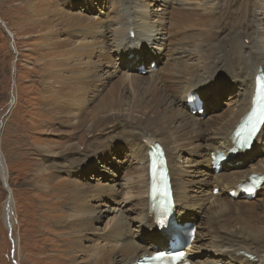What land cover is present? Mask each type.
Segmentation results:
<instances>
[{
	"label": "bare ground",
	"instance_id": "1",
	"mask_svg": "<svg viewBox=\"0 0 264 264\" xmlns=\"http://www.w3.org/2000/svg\"><path fill=\"white\" fill-rule=\"evenodd\" d=\"M12 1L14 0H0L3 6ZM64 1L66 6L74 3V0ZM81 1L86 6L95 7L94 0ZM168 1L164 0L165 7H167L166 4H169ZM186 1L171 0L170 2H175L178 6L177 8H183L173 13L176 20L181 19L187 23H192L193 18L201 20L199 39L197 38L194 41L197 44L196 49L194 47L195 50H191L179 45L180 48H174L176 51L172 63L164 64L165 66L160 67V69L158 68V71L155 73L150 69L147 73L149 76L147 75L145 78L133 74L130 70L133 69L132 65L139 59L141 62L139 61L138 63L145 65L144 60L148 57L145 53L146 50L150 51V55L153 53L150 58L153 57L154 62L159 63L164 61L159 50L163 45L160 44L162 43L160 38L163 36L164 23H162L161 19H157V12L149 14L150 7L156 6L154 0H106V3L108 2L112 6V21H109L106 28L102 29L100 27L105 26L97 25L99 22H89L88 19L81 15L65 14L59 9V0H32L31 3H28L39 17L37 22L39 27L42 26V38L46 39L44 43L46 51L49 53L43 55V52L42 55L50 58L56 56L61 59L59 64H54L55 72L49 68L50 70L48 71L51 73L43 78V83L40 87L41 92H38V97L42 103L47 100V106L53 105L55 107V111L59 117L55 118L53 124L58 122L60 126L70 128V138L73 135L79 137L77 143L73 144L72 141V145L67 146L63 151H54L41 146L39 152L44 156V160L38 164L37 170H35L37 172L36 177L41 175L40 184L45 186L53 177V172L49 173L48 170L53 166L56 167L57 161H69L71 164H74L77 161L79 162L78 157L86 154L87 150L91 153L88 156H84L86 162L96 160L99 155H106L110 151L111 143L109 142L99 147L98 139L100 140V138L96 140V130L100 125L102 127L109 125L115 127L117 125L120 129H118V132L117 130L114 131L112 133L114 135H111L109 140L117 142V139H123L127 143L133 140L135 142L133 152L134 148L138 147L135 154L140 164V168H137L134 171L135 174L130 176L131 181L128 183L129 187L127 186L129 192L125 193L127 196L125 197L129 201L139 200V202L137 201V209L140 210L141 207L139 220L143 223L145 221V224L150 225L152 229L154 225V230H152L154 235H156L157 231L159 236L163 237V234L158 232L156 228L155 212L150 207L149 157L153 155L150 152L151 148L155 144H159L163 149L166 161H168V174L170 173L174 201L176 202L175 211L177 208V214L173 221L177 226L182 224L181 227H184V225L191 224V226L195 227L198 225L197 221L199 218L196 240L188 251L189 260L192 264H264V207L262 209L257 208V204L255 203V200L261 196V193H258L252 202L249 200L253 198V195L244 196L248 200L240 196H236L235 200L227 197V195L222 199L220 197H213V202L206 206V213L202 218L200 214L192 212L191 195L189 196V192H187L188 188L186 191V185L190 183V180H185L187 172L180 162L182 159L181 153L185 149L189 150L196 147L195 149H201L204 155L205 150H208L207 155L209 154L208 158L213 166V181L217 184L215 189L222 187L226 189L225 192L227 193L228 191L239 189L243 185L244 180H246L245 182H249L248 178L251 175L264 176V167H258L256 171L252 169L253 171L248 173L246 177L234 172L227 174L224 171L228 169L225 167L234 166L235 162L239 161L243 155L244 162L249 160V158L254 156V148L264 143L263 125L250 151L241 150L234 146L235 142H238L234 138L235 129L246 116L253 103L259 67L260 71L264 73V1L262 2V6L255 7L250 11L249 20L245 19L248 21L246 26L232 24L230 29L227 27L229 29L228 33L226 32L225 34L224 31L225 35H223V29L220 26L223 24L221 23L222 15L224 12H228L226 5L229 0H192L196 2V7L193 8L194 16L188 13ZM49 6H51L52 10L47 12ZM23 7L25 8V6ZM56 18H58L59 23L57 31L55 30L56 38L53 45L50 42L51 40L49 41L48 39V34H50L48 27L55 22L54 19ZM128 31L129 35L127 34ZM107 34H111L113 39L111 37L108 38ZM221 34L222 37L219 39ZM245 40H248L249 43L246 44ZM204 48L205 50H202ZM105 66L119 67L116 69L118 71L116 73L119 74V72L123 71V75L113 89L107 90L101 97L100 94H95V92L92 94V92L95 88H102V93L105 91L108 84L106 75L102 74ZM225 71H228V73ZM221 72H225L226 76L231 78L230 82L237 88L236 94L242 98L239 99L241 102L238 101L240 108H236L237 110H234L229 115L226 114L224 116L228 119L226 122H222V118L220 120L222 123L216 122L217 125H214L213 120L201 122V119L198 118L199 115L195 114L193 116L192 111L197 110L196 107L200 98L203 103L205 102L203 105H206L212 99L214 93L218 91L215 82L221 80ZM110 76H113V74ZM42 88L45 89L44 93H42ZM44 94L46 98L42 99ZM196 94H199L200 98ZM17 96L19 97V94ZM98 96V101L96 99L95 102L90 101L92 98H97ZM34 97L36 98V95L32 94L31 98L33 99ZM185 99L187 100L185 101ZM89 102H92V105ZM43 104L46 106L45 103ZM42 112V118L46 122L43 121L41 124L47 125L49 124L47 120L50 114H52V109L47 111L42 109ZM58 129L61 134H64L60 127ZM206 132L212 133L213 137H204L203 134ZM80 133L81 135L78 136ZM143 139L146 143L144 147L139 143L140 141L143 143ZM4 142L6 141L3 138L2 147L4 146ZM81 146H84V148H81ZM218 153L228 156L218 165L219 171H217L213 164ZM215 172L221 173L217 174ZM263 187L264 184L261 190ZM43 188L41 189L42 193L40 192L42 196L48 197L49 195H53L52 200L47 201L48 203H59L58 201H53L57 196L50 194L52 192L50 191L51 189L44 190ZM75 188H78L77 185H75ZM84 195L86 194L84 193ZM79 198L81 197L79 196ZM123 200H125L124 197ZM46 208H49V206ZM91 208L86 203L85 205H81L72 202V208H68L69 212L59 211L58 213L61 218L65 217L66 221L59 224L68 233L60 235L63 238H57L62 243V246H59L62 248V251L58 257L64 261V264H139V260L143 257H150L155 254L152 246L145 252V248L142 251L141 245L139 246L135 243V240L131 241L129 232H126L127 229L117 224L105 234L100 244L85 246V243L90 241L89 230L92 228L90 219L93 216V209ZM252 210L251 216L253 217V222L249 223L237 219L232 221V217L224 216L225 213L233 214V212H251ZM230 219L232 222H230ZM110 223L112 224V221ZM245 224H247L246 228L244 227ZM165 225H168L170 228L168 222ZM251 227L259 229L256 234L254 233L255 236L247 234L250 232L246 230V233L243 230L250 229ZM169 233L171 239L172 236L174 238L176 234L181 232L177 229L176 232L171 231ZM156 240L159 241V239ZM117 241L124 243L119 245ZM173 243L174 241L172 245ZM172 245L168 250H171ZM251 247L256 249L255 253L251 252ZM195 248L199 252V255L204 250L209 252V250L220 249V252L218 251L219 253L215 254L222 257H220V261L211 260L202 263V260L198 259L197 255L193 252ZM151 249L152 252L150 251Z\"/></svg>",
	"mask_w": 264,
	"mask_h": 264
},
{
	"label": "rangeland",
	"instance_id": "2",
	"mask_svg": "<svg viewBox=\"0 0 264 264\" xmlns=\"http://www.w3.org/2000/svg\"><path fill=\"white\" fill-rule=\"evenodd\" d=\"M22 1L14 0L9 4H4V6L0 2V19L11 35L9 36L5 27L0 23V264H56V262L57 264H64V261L58 257L62 251V248L59 247L62 246V243H60L57 238H63L60 235H66L68 233L65 232L64 228L62 229L60 227L61 224L59 223H63L66 220L64 219L65 217L61 218L58 213L59 211L69 212L68 208H72V202L81 205H85L86 203L87 206L90 208L92 207L91 209H93L92 214L94 218L92 216V219H90V224L92 225V228L89 230L90 241L85 243V246H89V244L90 246L100 244L105 234L117 224L127 229L126 232H129V238H131V241L135 240V243L139 246L141 245L140 247L142 248V251L144 250L143 248H145V252L147 249H150L151 246L155 253L161 249L168 250L167 247L168 241L170 240V233L156 227L158 232L163 234L164 238L159 236L157 231L156 235H154L152 233L154 225L152 229V227L150 228V225L148 226L145 224V221L143 223L139 220V211L141 210V207L140 210L137 209L139 200L136 199L135 201H129L126 198V194L129 192L128 183L131 181L130 176H133L135 174L134 171H136L137 168H140L139 159L136 158L137 155L135 154L138 147L134 148L135 150L133 152V146L135 144L133 140L130 143H127L123 139H117L118 143L109 140L111 135H114L112 133L116 130L118 132V129H120L117 125L115 127L113 125L106 127L100 125L96 130V140L100 138V140L98 139L99 147L103 144L111 143L110 151H108L106 155H99L96 160L86 162L84 156H88L91 153L87 150L86 154L79 157L76 156L78 157L79 162L77 161L74 164H71L69 161H57L56 167L58 168L56 169V167L53 166L48 170L49 173L53 172V177L50 179L49 183L45 186L40 184L42 177L41 175L36 177L37 172L35 170H37L38 164L44 160V156L39 152L41 146L54 151H63L64 148L66 149L67 146L72 145V141L73 144L77 143L79 137L73 135V137L70 138V128L60 126L58 122L53 124L55 118L59 117L57 116L58 114L55 111V107L53 105L47 106V100L43 102L46 105L44 106L41 99L38 97V94L41 92L40 87L43 83V78L51 73L48 70L51 69V71L55 72L54 64H59L61 59L56 56L53 58L43 56L49 52L46 51L47 49L44 43L46 39L42 38V26L39 27L37 22L39 17L36 12L33 11L30 4H28L31 3L32 0ZM170 1L171 0L168 1L169 4H166L167 7H165L164 0H154L156 6L150 7L149 11V14L157 12V19H161L162 23H164V29L162 31L163 36L160 38L162 41L160 44L163 45L162 48L159 49L164 61L159 63L154 62V58H150L153 53L150 55V51L146 50L145 53L148 57L144 60L145 65H140L138 63L139 61L141 62L140 59L132 65L133 69L130 71L135 75L145 78L150 69L155 73L158 71V68L160 69V67L162 68L170 62L172 63L176 51L174 48L187 47L191 50H195L197 47V44L194 41L197 40V38L199 39V26L201 20L193 18L192 23L183 22L181 19H177V21L174 18L173 13L183 8H177V4ZM263 1L264 0H229L226 5L228 12H224L225 15L223 14V17L221 18V23L223 24H221L220 28L223 29V35H225L226 32L228 33L232 24L246 26V23H248L246 20H249L250 11L255 7L262 6ZM186 4L188 5V8L186 7L188 13H190L191 16H194L195 13L193 8L196 7V2L187 0ZM23 6H25V8ZM94 6V8L90 5L86 6L81 0H74L72 5L66 6L64 0H59V9L65 14L84 16L89 22L95 21L99 22L97 25L105 26L100 27L101 29L106 28L109 21H112L111 4L108 2L106 3V0H94ZM49 7L47 8V12L52 10L51 6ZM54 20L55 22L48 27L50 34L46 31L48 39L49 41L51 40L50 42L53 45L55 43L56 31L59 23L58 18ZM127 34L129 35V31ZM131 35L134 37L133 34ZM107 36H109L108 38L111 37V39H113L111 34H107ZM221 37L222 34L219 36V39ZM245 43L248 44L249 41L245 40ZM179 45L182 46L179 47ZM202 50H205V48ZM118 68L119 67L113 68L112 66H105L102 74L106 75L105 77L108 82L107 87L103 93L102 88H95L93 92L91 91L92 94L95 92V94L98 93L102 97L107 90L113 89L123 75V71L119 72V74L116 73V69ZM258 71L259 73L261 72L260 67ZM225 72L228 73V71ZM225 72H221V80L215 82L218 91L214 93L209 103L203 105L205 102L203 103L199 94H196L200 98V108L202 109L192 111V115L195 116V114H198L199 117H196L200 118L201 122L213 120L214 125H217L216 122H226L228 119L224 116H226V114L229 115L234 110L240 108L238 101L241 102L239 99L242 98H240L241 96L239 95L237 96V88L232 82H230L231 78L226 76ZM111 74H113V76H110ZM44 90L45 89L42 88V93H44ZM18 94L20 98L17 96ZM32 94H35L36 98L34 97L32 99ZM45 96L46 95L44 94L42 99L46 98ZM95 99L98 101L99 96L97 98H92L90 101L95 102ZM186 100L187 99H185V101ZM236 100L237 102H235ZM92 102H89V104L92 105ZM48 108L52 109V114H50L47 120L49 124H41L43 121L46 122L45 119L42 118V109L47 111L49 110ZM190 110L192 109L190 108ZM59 127L64 134H61L60 131H58ZM80 135L81 133L78 136ZM203 136L212 138L213 134L206 132ZM3 138L6 142H4V146L2 147ZM143 141V143H141V141L139 142L142 147L146 145L144 139ZM81 148H84V146H81ZM195 148L196 147L189 150L185 149L181 153L182 159L180 160L183 168H185V171L187 172L185 180H190V183H187L186 185V191L188 188L187 192H189V196L191 195V198L189 197L191 205H193V207H191L193 211H191L194 212V214H200L203 218L206 213V206L211 204L214 198L220 197L222 199L227 195V197L232 200H235L236 196L246 199L239 189L228 191V193L225 192L226 189L222 187L215 189L217 184L213 181V166L212 162L209 161V154L207 155L208 150H205L204 155L201 149ZM255 148L253 157L244 162L243 155L239 161L235 162L234 166L225 167L228 168L224 170L225 173L228 174L234 172L246 177L248 173L253 171L252 169L256 171L258 167H264V160H262L264 159V143L256 149ZM211 156H213V154H211ZM80 159L82 160L80 161ZM219 173L221 172H218L217 174ZM4 178L6 183L4 182ZM245 181L246 180L243 181V184L246 183ZM75 185H77L78 188H75ZM42 187H44V190L51 189L50 191L52 192L50 194L57 196L53 201H58L59 203H48L47 201H51L53 195H49L48 197L42 196ZM237 190L239 191L237 192ZM231 192L237 193L233 196L231 195ZM84 193L86 195H84ZM258 193H261V196L255 200V203L257 204V208L262 209L264 207V187L249 201L252 202ZM79 196L81 198H79ZM123 197L125 200H123ZM63 203L64 205L66 204L65 208ZM47 206H49V208H46ZM174 212L177 214V208L176 211L174 209ZM252 212L253 210L251 212H233V214L225 213L224 216L229 218L232 217V221L237 219L249 223L253 222V217L251 216ZM240 213H242V216ZM132 218H135V220ZM231 219L230 222H232ZM109 221H112V224ZM198 221L197 223L199 225ZM198 225L195 226L196 230H198ZM244 227L246 228L247 224H245ZM95 228L99 230H96ZM248 229L243 230H247L250 233H247V231L246 233L253 236H255L257 230H259L258 228L253 227L249 230ZM205 238L208 239L206 236ZM156 239H159V241ZM123 243L124 242L117 241V244L119 245ZM250 249L252 250H250L252 253L256 252V249L253 247ZM150 251L152 252V249ZM218 251L220 252V249L213 251L209 250V252L204 250L201 251V255H199L196 248L193 250L198 259L202 260V263L211 260L220 261V257L222 256H216V254L219 253Z\"/></svg>",
	"mask_w": 264,
	"mask_h": 264
},
{
	"label": "snow or ice",
	"instance_id": "3",
	"mask_svg": "<svg viewBox=\"0 0 264 264\" xmlns=\"http://www.w3.org/2000/svg\"><path fill=\"white\" fill-rule=\"evenodd\" d=\"M261 91L262 93H264V85L261 86ZM255 115L256 114L254 113V117ZM258 119L259 121L264 122V109L260 111ZM254 130L255 129L253 128V131ZM152 259H154L155 261H159L160 264H174V262L182 261L184 259V254L182 252L176 253L174 255L158 254Z\"/></svg>",
	"mask_w": 264,
	"mask_h": 264
},
{
	"label": "water",
	"instance_id": "4",
	"mask_svg": "<svg viewBox=\"0 0 264 264\" xmlns=\"http://www.w3.org/2000/svg\"><path fill=\"white\" fill-rule=\"evenodd\" d=\"M0 23H1L2 26L5 27V25H4V23L1 21V19H0ZM5 29H6V27H5ZM6 30H7V29H6ZM7 33L9 34V36H11L8 30H7ZM156 180H157V182H159V181L161 180V177H157ZM4 182L6 183L5 178H4Z\"/></svg>",
	"mask_w": 264,
	"mask_h": 264
}]
</instances>
